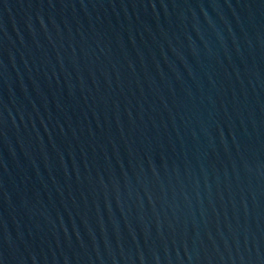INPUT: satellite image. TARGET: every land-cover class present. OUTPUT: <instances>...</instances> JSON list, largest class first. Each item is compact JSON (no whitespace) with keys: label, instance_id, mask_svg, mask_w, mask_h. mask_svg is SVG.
<instances>
[{"label":"water","instance_id":"95a60500","mask_svg":"<svg viewBox=\"0 0 264 264\" xmlns=\"http://www.w3.org/2000/svg\"><path fill=\"white\" fill-rule=\"evenodd\" d=\"M15 264H264V0H18Z\"/></svg>","mask_w":264,"mask_h":264}]
</instances>
